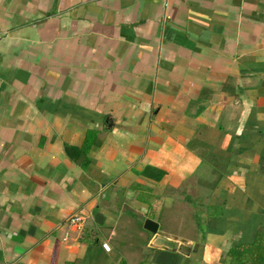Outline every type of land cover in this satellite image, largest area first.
<instances>
[{
    "label": "crops",
    "instance_id": "1",
    "mask_svg": "<svg viewBox=\"0 0 264 264\" xmlns=\"http://www.w3.org/2000/svg\"><path fill=\"white\" fill-rule=\"evenodd\" d=\"M257 230L264 0H0V264H222Z\"/></svg>",
    "mask_w": 264,
    "mask_h": 264
},
{
    "label": "trees",
    "instance_id": "2",
    "mask_svg": "<svg viewBox=\"0 0 264 264\" xmlns=\"http://www.w3.org/2000/svg\"><path fill=\"white\" fill-rule=\"evenodd\" d=\"M197 229L200 231V228ZM221 263L264 264V232L257 230L250 241L238 242L229 246L221 258Z\"/></svg>",
    "mask_w": 264,
    "mask_h": 264
},
{
    "label": "water",
    "instance_id": "3",
    "mask_svg": "<svg viewBox=\"0 0 264 264\" xmlns=\"http://www.w3.org/2000/svg\"><path fill=\"white\" fill-rule=\"evenodd\" d=\"M142 227L151 233H155L157 231L158 224L154 220L146 218L143 221Z\"/></svg>",
    "mask_w": 264,
    "mask_h": 264
},
{
    "label": "rangeland",
    "instance_id": "4",
    "mask_svg": "<svg viewBox=\"0 0 264 264\" xmlns=\"http://www.w3.org/2000/svg\"><path fill=\"white\" fill-rule=\"evenodd\" d=\"M167 231V230H165ZM168 231H172V233H183L185 235H192L194 233L193 228H184V229H168Z\"/></svg>",
    "mask_w": 264,
    "mask_h": 264
},
{
    "label": "built area",
    "instance_id": "5",
    "mask_svg": "<svg viewBox=\"0 0 264 264\" xmlns=\"http://www.w3.org/2000/svg\"><path fill=\"white\" fill-rule=\"evenodd\" d=\"M76 219H77V218H71V219H70V222H74V221H76ZM103 247H104V248H107V246H106L105 244H103Z\"/></svg>",
    "mask_w": 264,
    "mask_h": 264
}]
</instances>
